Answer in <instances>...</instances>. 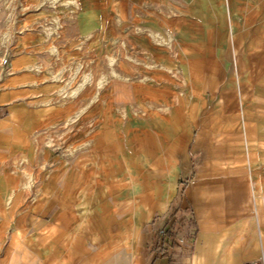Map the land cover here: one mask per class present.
Segmentation results:
<instances>
[{"label": "crops", "instance_id": "crops-1", "mask_svg": "<svg viewBox=\"0 0 264 264\" xmlns=\"http://www.w3.org/2000/svg\"><path fill=\"white\" fill-rule=\"evenodd\" d=\"M175 1L173 17L163 0L130 1L132 15L142 5L152 17L133 48L156 71L118 82L131 93L114 107L121 122L103 104L96 125L87 88L88 123L74 130L89 142L55 156L48 129L31 124L49 113L53 87L45 64L29 62L41 14L0 0V264L264 259V148H254L264 143V0Z\"/></svg>", "mask_w": 264, "mask_h": 264}, {"label": "rangeland", "instance_id": "rangeland-1", "mask_svg": "<svg viewBox=\"0 0 264 264\" xmlns=\"http://www.w3.org/2000/svg\"><path fill=\"white\" fill-rule=\"evenodd\" d=\"M23 1L33 2L36 7L32 12L41 14V24L39 25L37 20L36 24H33V33H27L28 39L34 40L35 36L41 44L40 53L36 57L32 56L29 62L44 63L47 68L46 78L53 86L47 95L46 105L49 113L41 120H31V124L40 130L48 129L51 155L54 153L57 156L62 149L64 153L70 154L76 149L75 144L66 145L65 149L62 148L64 143L76 141L81 145L89 142L87 138L83 139L87 134L74 130L75 127L87 126L88 123L87 88L95 95L96 110L103 104L110 106L113 109V114L110 115L112 122H121V116L114 109L120 102L115 100V85L112 80L120 82L129 79L134 70L138 72L141 69L145 73L156 71L155 63L149 62L147 55L140 61L138 48H133L136 45L134 38L138 35L147 36V20L152 17L145 14V7L142 5L137 8L136 16L132 15L134 12L129 9L132 7L130 1L133 0ZM163 1L169 8V15L175 16L176 1ZM49 15L51 20L48 19ZM148 99L149 97L144 98ZM98 111L95 117L96 125L104 119V115ZM32 138L35 140L42 136ZM254 148H264V143L259 142ZM18 158L19 170L27 176L25 154H19ZM256 187V196H262L260 186ZM260 201L259 198L258 204ZM7 219L9 224L11 219ZM183 228L186 230L183 238L194 236V231L187 222Z\"/></svg>", "mask_w": 264, "mask_h": 264}, {"label": "bare ground", "instance_id": "bare-ground-1", "mask_svg": "<svg viewBox=\"0 0 264 264\" xmlns=\"http://www.w3.org/2000/svg\"><path fill=\"white\" fill-rule=\"evenodd\" d=\"M112 82L115 85L114 86L115 87V94H116V99L115 100H119V99L124 100V101L127 100V94L126 93L131 94L129 92L130 90L127 87H125V84H123V83H119V86H117V84H118L117 81L114 82L112 80ZM117 90H119V93H117L118 92ZM118 95H120L121 97H118Z\"/></svg>", "mask_w": 264, "mask_h": 264}, {"label": "built area", "instance_id": "built-area-1", "mask_svg": "<svg viewBox=\"0 0 264 264\" xmlns=\"http://www.w3.org/2000/svg\"><path fill=\"white\" fill-rule=\"evenodd\" d=\"M4 64H5V63H3V65H4ZM160 238H161V239L164 238V233H162V234L160 235ZM259 242H260L262 248H264V232H261V233L259 234ZM179 244L182 245V244H183V241H182V242H179ZM244 264H264V259H260V260H258V261L246 262V263H244Z\"/></svg>", "mask_w": 264, "mask_h": 264}]
</instances>
